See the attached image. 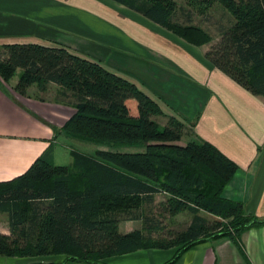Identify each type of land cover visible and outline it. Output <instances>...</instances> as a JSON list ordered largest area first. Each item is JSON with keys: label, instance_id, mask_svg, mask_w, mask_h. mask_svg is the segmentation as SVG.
<instances>
[{"label": "trees", "instance_id": "obj_1", "mask_svg": "<svg viewBox=\"0 0 264 264\" xmlns=\"http://www.w3.org/2000/svg\"><path fill=\"white\" fill-rule=\"evenodd\" d=\"M113 1L192 45L213 41L192 14L186 23L174 20L176 0ZM212 2L224 6L228 23H215L220 37L205 57L264 97V0H187L201 10ZM17 74L14 89L24 96H32L33 85L39 92L59 86L57 102L75 108L61 132L109 147L72 149V165H56L49 149L25 173L0 182V212L9 214L11 228L10 234L0 232V256L65 254L67 263H101L141 249L176 247L165 263L173 264L198 243L216 238L239 242L243 232L264 226V218L224 195L237 163L195 134L183 142L188 123L170 115L161 124L156 116L165 114L162 104L136 82L66 45L38 42L0 47V77L8 83ZM157 194L166 195L165 212L187 209L193 214L187 227L163 234L157 219L135 211L151 205ZM121 211L144 226L123 232L116 215Z\"/></svg>", "mask_w": 264, "mask_h": 264}, {"label": "crops", "instance_id": "obj_2", "mask_svg": "<svg viewBox=\"0 0 264 264\" xmlns=\"http://www.w3.org/2000/svg\"><path fill=\"white\" fill-rule=\"evenodd\" d=\"M29 42L63 44L74 51L87 47L88 52L78 51L142 82L167 115L185 120L195 135L237 163L224 195L264 218V97L216 68L205 57L210 47L201 50L204 45H192L113 0H0V47ZM18 77L8 83L0 77V182L25 173L49 149L56 165L73 163L71 153L68 162H58V148L60 139L67 148L68 136L60 129L75 108L36 98L42 97L36 85L29 89L32 96L18 93ZM120 228L134 230L124 229L123 221ZM0 232L11 233L7 212H0ZM176 252V247L141 249L101 263H67L65 254L0 256V264H165ZM173 264H264V226L243 232L239 242L216 238L198 243Z\"/></svg>", "mask_w": 264, "mask_h": 264}, {"label": "rangeland", "instance_id": "obj_3", "mask_svg": "<svg viewBox=\"0 0 264 264\" xmlns=\"http://www.w3.org/2000/svg\"><path fill=\"white\" fill-rule=\"evenodd\" d=\"M176 2H177L178 8L176 10L174 20H176L178 22L186 23L188 21L187 20L188 14H192V19H193L194 23L200 24L203 27H205L207 30L210 31L211 35L213 36V41L209 44L204 45V48H201V50L205 49V47L206 48L211 47L212 44H214L220 37V34L217 30V26L215 23H217L219 20H222V19L225 23H228V21H227L228 12L225 11L224 6H222L218 2H212L208 6L207 9L201 10L197 6L191 7L187 3V0H176ZM122 11H124V10H122ZM92 49L95 52L100 53V51L97 48H95V46L92 47ZM78 50L79 51L83 50V51L88 52L87 47L85 49H83L81 47ZM78 50L76 52H78L81 55H85L84 53H81L82 51L79 52ZM85 56L89 57L91 59H94V60H98L97 58L90 56L88 54H86ZM119 72H117V73H119L120 75L126 74V73H123L121 71H119ZM138 82H139V85L141 84L140 87H142L143 89H144V87H146V85H142V82H140V81H138ZM36 89H38V87ZM59 89H60L59 87L53 88V86L49 85L47 92H39L38 90H37V92L39 94H41L42 97L44 98V100H42V101H45L46 99H48V100H53V101L57 102V98L59 97V93H58ZM35 93H36V91H35ZM168 118H169V115H167V112L164 115L156 116V119L161 124H165L168 121ZM189 124H190V126H193L191 123H189ZM187 129H188V131L185 134V136L183 137V142H186V141H188L194 137L193 130L190 127ZM68 137L64 138L65 139L64 142H66L67 148L62 145L61 139L59 140V148L58 149H60V148L61 149H60V153H59L60 158L58 159V162H62V164H64L65 162H68L67 160H69L71 157V156H69V154H70V151L72 149L86 151V152H93L97 148L105 149V148L109 147L106 145L96 144V143L91 142L89 140H83V139L81 140L80 138H75V137H70V136H68ZM123 150H134L135 151L137 149L126 148ZM164 203H166V195L165 194H157L155 196V201L151 205H146V204L140 205L139 208L136 209L135 211H142L145 214H147L149 217H151L153 219H157V221L160 222V224H159V226H160L159 229H161L160 232H162L163 234H166L169 232H178L180 230H183L192 221L193 214L189 210H187V209L182 210V211L178 212L177 214L172 215L169 212H165L164 207H163ZM116 215L121 217V219L123 221V228L124 229L125 228L136 229V228H142L144 226V223L142 220L131 219L130 215L127 214L126 211L117 212ZM158 232H155L154 234L157 235V234H159Z\"/></svg>", "mask_w": 264, "mask_h": 264}]
</instances>
